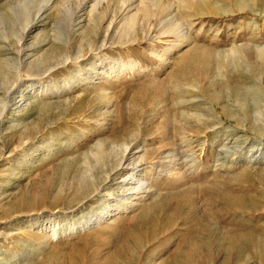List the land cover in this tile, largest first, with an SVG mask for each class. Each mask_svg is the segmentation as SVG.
Segmentation results:
<instances>
[{"label": "rangeland", "instance_id": "rangeland-1", "mask_svg": "<svg viewBox=\"0 0 264 264\" xmlns=\"http://www.w3.org/2000/svg\"><path fill=\"white\" fill-rule=\"evenodd\" d=\"M150 1L0 0V264H264V0Z\"/></svg>", "mask_w": 264, "mask_h": 264}, {"label": "bare ground", "instance_id": "bare-ground-1", "mask_svg": "<svg viewBox=\"0 0 264 264\" xmlns=\"http://www.w3.org/2000/svg\"><path fill=\"white\" fill-rule=\"evenodd\" d=\"M161 1L162 0H154V1H150V3H153L154 6L158 7L159 5H162ZM243 5L245 6L244 3H243ZM166 6H167V4H166ZM138 7H139V5H138ZM154 9H156V8H154ZM158 9L159 8H157V10ZM147 10H146V12H147ZM83 11H84V9H83ZM159 13H161V12H159ZM37 20H39V19H37ZM167 24H169V25H165L164 26V30L159 29L160 31L163 32L162 34H170V33H172L173 31L176 30V29H174V27H173V25L171 23H167ZM113 25H114V23L112 21L111 24H110V26L108 27V29L106 31V34H105V37H104L103 41H101V45L98 46L99 49H102L103 47L107 46L108 39H109V35H110L111 31H112L111 28H113L112 27ZM129 26L130 27L128 28L127 34L130 35V34L133 33V28L134 27H132L131 24H129ZM31 29L26 28V30H24V33L23 34L25 35V33H29V31ZM177 30H178V28H177ZM134 32H135V30H134ZM178 32H179V30H178ZM144 33H145V31H144ZM145 35H147V32H146ZM145 37L147 38V37H149V35H147ZM180 37H181L180 35L179 36L177 35V38H180ZM154 39H156V37H152V40H154ZM132 42H134V41H132ZM175 44L179 45L178 43H175ZM76 58H78V56H76ZM31 89H32V85H29V86L25 87L24 90L27 93H29ZM197 98L200 99V96L198 95ZM202 104L206 106L207 103H205V101H202ZM209 108H210L211 112L214 115H216V110L212 106H208V109ZM199 118H201V117H199ZM224 132H225V134L223 132L221 133L220 131L219 132H216L215 131V133H216V139H215V141H214V138L211 140V144H214L216 142L218 143L219 137L225 136L228 133H230V134L233 135V138L231 137L232 139H224V140H222V142H220V144L218 146V147H220V149H222L221 151L224 152L225 155H226L225 158H222V163H221L222 165H225L228 157H231V156H235L232 159V161H231L234 164L237 163L238 161H240L241 159H250L249 162L255 161V162H262L264 164V140H261L259 142H252V141H250V140H248V139L245 138V134H241V132L238 131L235 128H226V130ZM129 151H130L129 149H126V150L123 151V153L122 152L120 153L121 154L120 157L115 160V165L116 166H115L114 170L117 171L116 172L117 174L118 173H121V172L124 173V174L127 173V172H129V173L131 172L126 178H124L119 183L120 189L122 190V193H124V194L127 193V192H132L129 195L130 197H133V196L139 197V195H142L143 193L146 192L147 182L144 179L145 173H143V171L141 172V170H138L139 166L142 163V159L139 158V157H137V155L135 153L132 154V152H129ZM218 152H219V150H218ZM130 153H131V156H130ZM221 155H222V153H221ZM218 160H221V159H219V157H218ZM245 161H247V160H245ZM218 162H220V161H218ZM132 166H134V168L133 169H129V167H132ZM107 177H109V175H107ZM109 178H111V177H109ZM96 186H97V184H96ZM116 191H118V190H116ZM130 200H131L130 201L131 203H134L137 199L133 198V199H130ZM123 207H124V204H123V201H122L121 204H119V203L117 204L116 209L117 210H122ZM110 210H111V207L105 206L104 211H103L104 213H101V215L98 218L99 219H103L110 212ZM96 219H97V217L94 218L93 216H90L85 222H81L80 219H78L77 222H75V223H73L71 225H69L67 223L61 225L60 223H58L55 226H52L51 227V229H50V231L52 232V235L51 236H54V238H57L60 234H65L66 232H69L70 233L72 231H76L79 227H89L90 225H92V224L95 223ZM49 223H50V221H49ZM2 260H3V258H2Z\"/></svg>", "mask_w": 264, "mask_h": 264}]
</instances>
